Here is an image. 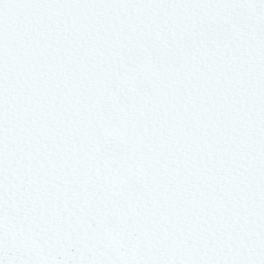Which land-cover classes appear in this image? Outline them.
<instances>
[{
  "label": "snow or ice",
  "instance_id": "6c2138e0",
  "mask_svg": "<svg viewBox=\"0 0 264 264\" xmlns=\"http://www.w3.org/2000/svg\"><path fill=\"white\" fill-rule=\"evenodd\" d=\"M0 264H264V0H0Z\"/></svg>",
  "mask_w": 264,
  "mask_h": 264
}]
</instances>
